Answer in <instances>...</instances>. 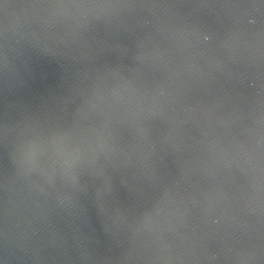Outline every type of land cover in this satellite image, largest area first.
<instances>
[{
	"label": "water",
	"instance_id": "water-1",
	"mask_svg": "<svg viewBox=\"0 0 264 264\" xmlns=\"http://www.w3.org/2000/svg\"><path fill=\"white\" fill-rule=\"evenodd\" d=\"M0 264H264V0H0Z\"/></svg>",
	"mask_w": 264,
	"mask_h": 264
}]
</instances>
